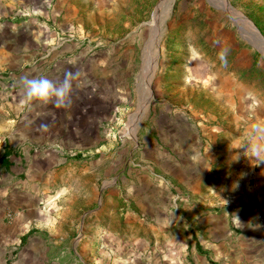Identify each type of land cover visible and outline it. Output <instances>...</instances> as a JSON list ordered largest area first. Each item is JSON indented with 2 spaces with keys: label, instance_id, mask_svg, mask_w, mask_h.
Here are the masks:
<instances>
[{
  "label": "rangeland",
  "instance_id": "obj_1",
  "mask_svg": "<svg viewBox=\"0 0 264 264\" xmlns=\"http://www.w3.org/2000/svg\"><path fill=\"white\" fill-rule=\"evenodd\" d=\"M160 1L57 0L60 13L47 26L55 38L44 54L60 58L46 77L59 84L71 74L72 88L62 105L55 98L47 103L55 110L86 106L94 121L83 128L70 122L69 132L89 137L68 140L60 201L47 198L40 208L46 233L30 232L36 233L31 247L15 245L6 264L163 260L162 250L186 231L176 218L150 220L145 213L158 196L143 188L161 189L159 203L170 212L176 208L177 216L184 205L207 215L221 210L220 200L245 181L237 171L246 170L248 159L235 156L243 136L258 142L260 130L264 137L254 119L264 109V45L236 15L264 39V0H226L230 11L217 0H168L151 46ZM13 13L0 24L5 20L17 32L16 49L24 55L25 13ZM4 36L0 31V45L12 41ZM150 55L155 68L147 87ZM13 65L19 73L32 64ZM5 74L3 88H21ZM86 147L88 154H77ZM60 217L59 228L54 220ZM153 249L157 254L148 255Z\"/></svg>",
  "mask_w": 264,
  "mask_h": 264
},
{
  "label": "crops",
  "instance_id": "obj_2",
  "mask_svg": "<svg viewBox=\"0 0 264 264\" xmlns=\"http://www.w3.org/2000/svg\"><path fill=\"white\" fill-rule=\"evenodd\" d=\"M56 2L54 0L48 9V0H0V19L14 14L16 8L24 11L29 40L25 54H19L16 49L19 45L15 44L17 32L9 31L10 24L5 20L3 28L0 24L4 38L12 40L0 45V65L4 68L0 73H6V79L15 80L21 87L13 90L3 88L0 83V264H6L8 256L16 250L15 245L23 246L21 249L31 247L36 233L30 237V232L46 233L48 222L40 214V208L47 198H53L54 205L60 201L62 170L68 157L64 149L70 136H75L69 132L70 122L74 121L76 128H83L94 121L91 108L77 106L55 110L47 102L26 98L23 92V77L47 78L57 69L60 55L44 54L46 45L55 38L47 26H50L48 18L53 19L60 13ZM24 62H30L31 67L15 73L13 64ZM254 119L258 128H263L264 109ZM166 129L172 132L169 126ZM260 132L257 135L260 141L243 136L238 144L240 149L235 157L244 155L248 159L246 170L237 171L243 173L245 181L242 177L241 184L234 186L238 192L220 200L221 210L203 215L195 212L193 206L184 205L177 216L176 208L170 212L159 203L161 189H150L152 185L143 188L158 196L145 213L151 216L150 220L156 217L157 222H162L164 217L176 218L186 233L176 236L172 246L162 250L163 260L149 256V259L143 258V262L139 260V264H264V215L255 209V204L264 200V137ZM77 135V142L89 137L81 132ZM90 150L86 147L76 152L84 156ZM131 188L136 190V187ZM49 192H54V197L49 196ZM56 223L60 228L62 218L54 220ZM198 230L201 232L197 236ZM156 251L153 249L147 254L155 255Z\"/></svg>",
  "mask_w": 264,
  "mask_h": 264
},
{
  "label": "clouds",
  "instance_id": "obj_3",
  "mask_svg": "<svg viewBox=\"0 0 264 264\" xmlns=\"http://www.w3.org/2000/svg\"><path fill=\"white\" fill-rule=\"evenodd\" d=\"M69 76H71V74H68V76H66V78L59 84H54L45 77H23L21 79V84L24 95L30 100L42 102H48L50 99L55 98V103L58 106L62 105L65 99L69 96L72 88Z\"/></svg>",
  "mask_w": 264,
  "mask_h": 264
},
{
  "label": "bare ground",
  "instance_id": "obj_4",
  "mask_svg": "<svg viewBox=\"0 0 264 264\" xmlns=\"http://www.w3.org/2000/svg\"><path fill=\"white\" fill-rule=\"evenodd\" d=\"M168 0H161L160 3L158 4L155 12H154V15H153V18H152V22H151V40H150V44L151 46L155 45L156 44V35H157V32H158V27H159V20L160 18L162 17L163 13H164V7L166 5V2ZM219 2H221L220 0H217ZM221 5H223V7L227 10V11H230L229 8L227 7V5L223 2H221ZM236 15V14H235ZM236 17L238 18V20L240 22H242L244 25H246L249 29L250 32H252L253 36H255L256 40L261 42L262 40L259 38L258 35H256V33L254 32V30L251 28V26L249 25V23L242 17L236 15ZM149 50L151 48H148ZM151 58V59H150ZM156 60V59H155ZM145 74L146 75V79H147V83H146V86L148 87V83H149V79L154 71V68H155V62H154V59L153 57L150 55V57L148 58L147 60V63L145 65ZM144 69V68H143ZM146 81V80H145ZM145 86V87H146Z\"/></svg>",
  "mask_w": 264,
  "mask_h": 264
},
{
  "label": "built area",
  "instance_id": "obj_5",
  "mask_svg": "<svg viewBox=\"0 0 264 264\" xmlns=\"http://www.w3.org/2000/svg\"><path fill=\"white\" fill-rule=\"evenodd\" d=\"M255 209L259 211L260 214L264 215V200L255 204ZM263 222H264V217H263Z\"/></svg>",
  "mask_w": 264,
  "mask_h": 264
},
{
  "label": "water",
  "instance_id": "obj_6",
  "mask_svg": "<svg viewBox=\"0 0 264 264\" xmlns=\"http://www.w3.org/2000/svg\"><path fill=\"white\" fill-rule=\"evenodd\" d=\"M221 2H225V4L228 6V3L226 2V0H220ZM218 3H220L218 1ZM221 5V4H220ZM251 25V24H250ZM252 26V25H251ZM252 28L256 31V29L254 28V26H252ZM257 35L259 36V38L262 40L260 43H262L264 45V39L261 37V35L256 31Z\"/></svg>",
  "mask_w": 264,
  "mask_h": 264
}]
</instances>
